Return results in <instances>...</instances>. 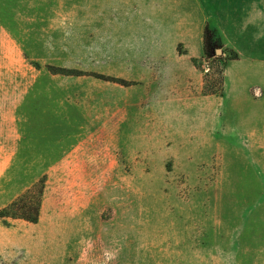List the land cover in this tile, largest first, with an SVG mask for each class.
I'll use <instances>...</instances> for the list:
<instances>
[{
	"label": "rangeland",
	"instance_id": "1",
	"mask_svg": "<svg viewBox=\"0 0 264 264\" xmlns=\"http://www.w3.org/2000/svg\"><path fill=\"white\" fill-rule=\"evenodd\" d=\"M133 3L0 0V209L46 177L36 223L0 219V264H264V157L227 156L205 99L148 107L111 12ZM222 47L195 62L214 89Z\"/></svg>",
	"mask_w": 264,
	"mask_h": 264
},
{
	"label": "crops",
	"instance_id": "2",
	"mask_svg": "<svg viewBox=\"0 0 264 264\" xmlns=\"http://www.w3.org/2000/svg\"><path fill=\"white\" fill-rule=\"evenodd\" d=\"M133 1L111 12L121 8L129 15L120 22L128 29L120 39L124 44L131 40L128 49L119 48L128 50L131 66L142 72L137 85L147 94L148 107L199 111V101L205 99L210 123L219 118L225 125L227 156L242 165L246 153L264 157V0ZM107 23L116 28L114 21ZM205 25L224 50L237 55L224 66L221 96L202 94L204 72L195 63L204 57ZM111 35L115 39V32Z\"/></svg>",
	"mask_w": 264,
	"mask_h": 264
},
{
	"label": "trees",
	"instance_id": "3",
	"mask_svg": "<svg viewBox=\"0 0 264 264\" xmlns=\"http://www.w3.org/2000/svg\"><path fill=\"white\" fill-rule=\"evenodd\" d=\"M215 32L208 26L205 25L203 31V51L204 56L210 54V47L213 42ZM230 57H224V52L219 55L215 54L213 61L217 62L219 66L218 75L219 80L217 88L211 87L207 84L206 75H204L202 94L203 95H218L221 96L223 93V69L228 60L236 59L237 55L235 52L229 51ZM111 81L120 83V80L110 79ZM46 177L42 176L36 182H34L29 188L23 191L18 197L8 203L4 208L0 209V219H16L27 223H36L39 217L41 201L45 189Z\"/></svg>",
	"mask_w": 264,
	"mask_h": 264
},
{
	"label": "built area",
	"instance_id": "4",
	"mask_svg": "<svg viewBox=\"0 0 264 264\" xmlns=\"http://www.w3.org/2000/svg\"><path fill=\"white\" fill-rule=\"evenodd\" d=\"M252 93H253V95H254L255 97H259V96L261 95V92H260V90H259L258 88H254V89L252 90Z\"/></svg>",
	"mask_w": 264,
	"mask_h": 264
},
{
	"label": "water",
	"instance_id": "5",
	"mask_svg": "<svg viewBox=\"0 0 264 264\" xmlns=\"http://www.w3.org/2000/svg\"><path fill=\"white\" fill-rule=\"evenodd\" d=\"M217 53L220 54V50H217Z\"/></svg>",
	"mask_w": 264,
	"mask_h": 264
}]
</instances>
